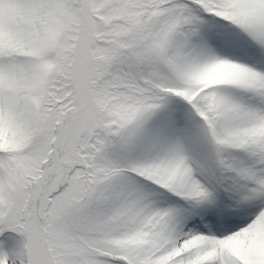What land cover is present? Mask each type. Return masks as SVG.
Listing matches in <instances>:
<instances>
[{
    "label": "snow or ice",
    "instance_id": "6c2138e0",
    "mask_svg": "<svg viewBox=\"0 0 264 264\" xmlns=\"http://www.w3.org/2000/svg\"><path fill=\"white\" fill-rule=\"evenodd\" d=\"M0 264H264V0H0Z\"/></svg>",
    "mask_w": 264,
    "mask_h": 264
}]
</instances>
